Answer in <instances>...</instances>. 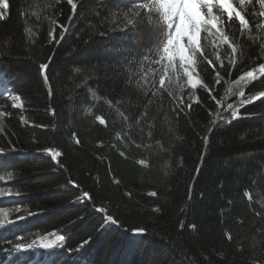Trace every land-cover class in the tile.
Listing matches in <instances>:
<instances>
[{"label": "trees", "instance_id": "trees-1", "mask_svg": "<svg viewBox=\"0 0 264 264\" xmlns=\"http://www.w3.org/2000/svg\"><path fill=\"white\" fill-rule=\"evenodd\" d=\"M73 2L75 13L67 0H7L8 8L0 9L6 13L0 20V77L23 104L14 107L8 100L0 121V187L13 193L0 198V208L20 209L14 223L0 227V262L15 253L12 261L24 260L15 243L48 236L43 244L53 247L41 253L48 264H264V97L243 106L230 97L242 115L212 125L217 111L231 119V110L223 112L231 83L264 65L259 0L245 6L248 30L239 32L236 21L229 31L225 19L229 42L214 46L216 52L213 37L202 30L201 48L213 64L196 56L201 80L193 101L191 89L172 72L168 92L155 96L138 88L136 77L127 83L125 58L134 57L132 71L139 72L145 51L155 47L147 27L135 39L111 31L108 18L126 9L127 0ZM61 25L68 29L63 39ZM53 28L55 40L49 35ZM106 30L109 35H99ZM232 32L238 36L234 55ZM42 63H49L48 85ZM160 67L143 64L150 81ZM243 91V99L264 92V74ZM189 103L191 109L185 107ZM145 111L147 118L137 124ZM48 149L61 155L53 159ZM82 191L93 200L73 203ZM93 204L107 208L123 227L101 229L103 214ZM135 227L147 232L128 259L124 228ZM60 235L64 241L56 239ZM34 254H25L27 264Z\"/></svg>", "mask_w": 264, "mask_h": 264}, {"label": "snow or ice", "instance_id": "snow-or-ice-1", "mask_svg": "<svg viewBox=\"0 0 264 264\" xmlns=\"http://www.w3.org/2000/svg\"><path fill=\"white\" fill-rule=\"evenodd\" d=\"M57 3L60 0H56ZM67 3L71 5L73 13L76 10V3L73 0H67ZM128 7L126 9H121L119 12H112L110 18H108V22L114 27L111 28V31H124L127 32L128 35L124 37V39H135L136 34H138L139 30L143 27H147L150 29L154 35L155 39V47L149 48L145 51V54L142 57V60L139 61L140 71L133 72L131 66H135L137 61L135 58H125L126 63L125 67L128 68L129 75L127 77V83H133V77H136L135 84L138 88H145L152 91V95L155 96L157 93H166L168 92V87L171 83V78L169 77L170 72H174L173 66V57L169 54L170 51L179 44V41L182 38H186V45L179 49L180 56L179 60L182 65H186L184 67V73L188 78V83L192 84V87H196V83L192 80V72L188 71V68H193L196 64V56L199 54L203 60H206L208 64H213L211 59H208L207 56L204 55V51L201 48V44L198 37V34L203 30L208 33L209 37H218L220 42L228 43L229 36L225 33V19L229 22L228 28L231 31V26L236 21L239 24V32H243L249 29V21L245 18L247 8L246 5H252L253 0H238L237 4H233L232 0H142V2H138V0H127ZM260 8L264 9V0H259ZM8 3L7 0H0V9H7ZM214 9L218 14H214ZM260 16H264V11L259 13ZM6 13L0 10V20L5 19ZM71 20V17H69ZM219 25V26H217ZM259 26V25H257ZM63 31L61 32L60 38L63 39L64 33L68 31L66 27L61 25ZM55 29L53 28L49 35L52 40L56 39L54 35ZM109 31H101L99 32L100 36L109 35ZM232 42L230 44L231 53L234 55L237 50V32H232ZM185 48L187 49V54H185ZM243 47H240L241 53H243ZM157 53L158 58L155 60L151 59V56L148 53ZM152 62L160 65L158 72V78L155 77L150 81L148 79L149 72L144 71L143 64L144 62ZM50 63V60H49ZM49 63H42L39 65L43 81L46 85H48V75L46 74V70L49 67ZM230 64L234 63V60L229 61ZM220 67H224L223 64ZM78 72L79 69H76ZM157 70L153 69L152 72L155 74ZM260 72L264 74V65L261 66ZM216 76L219 77V72L216 73ZM246 76L251 79H256L254 73L249 71L246 73ZM166 78H169V85L166 86ZM241 80L244 79V76L240 77ZM202 83V82H201ZM216 83H219V79H217ZM0 84H3L6 87V82L0 81ZM151 85L150 88L148 86ZM205 89H208L207 85H203ZM211 92V89H208ZM231 91V89H229ZM49 94H51V86L49 85ZM170 94V93H169ZM145 95H147V90L145 91ZM239 96L243 98L245 96L244 91L239 92ZM259 96L264 97V92H260ZM10 98L18 103L14 104V107H22V101L20 100L19 95L10 96ZM258 97H251L250 99H242L240 104L241 106L248 104L251 100L256 99ZM175 100V97H173ZM211 99L215 101V103L220 106L221 102L216 100L215 96H212ZM198 102V100H197ZM148 103H151L149 101ZM188 109L192 108V104L189 103L185 105ZM231 110L230 115L231 119H225L222 114L217 111L216 118L212 120V125L215 127L219 121H223L224 123L230 124L232 120L238 119L239 117V108L234 107L232 103H228L225 107V111ZM180 111H184V107L180 108ZM5 116L4 111H0V119ZM148 116L147 111H145L136 121L137 124L140 123V120L146 119ZM127 120L128 117H125ZM100 123L103 124L104 120L101 119ZM209 132L212 131V128L208 129ZM151 135V133H149ZM76 143H79V140H76ZM209 143V138L207 135L203 137L204 147L207 148ZM53 159H56L61 155L58 151H52V149L47 150ZM59 163V161H57ZM201 163H203V157H201ZM63 167V165H61ZM73 187L79 188L80 186L75 183V181H69ZM118 183V181H117ZM12 190L9 188L5 190L4 188H0V197L11 196ZM17 195L19 193H16ZM151 195L155 196L156 193H151ZM251 199V197H249ZM93 196L89 193V191H82L81 195L76 196L75 202H85L92 201ZM92 210L103 214V223L101 225V229H106L110 226L123 227L120 220L114 217L112 214L108 213L107 208L101 206L96 207L94 204L92 205ZM15 211L19 212L20 209L17 207ZM155 211H159V209H155ZM19 219H23V217H18ZM9 223H14V221L8 220L7 212L0 208V227H5ZM183 227V225H181ZM195 227V226H193ZM125 232L129 233V242L131 245H138L141 242V238L145 236L147 230L144 227H135V228H124ZM231 239V236L228 237ZM56 239L58 241H64L65 237L63 235L57 236ZM87 243V241H85ZM83 245H81L82 247ZM41 247L45 249H51L53 247L52 244H43ZM33 248L32 244L25 245L23 243H15L14 250L18 253L27 252ZM35 264H41V261L37 260Z\"/></svg>", "mask_w": 264, "mask_h": 264}, {"label": "rangeland", "instance_id": "rangeland-1", "mask_svg": "<svg viewBox=\"0 0 264 264\" xmlns=\"http://www.w3.org/2000/svg\"><path fill=\"white\" fill-rule=\"evenodd\" d=\"M238 1V0H237ZM234 5H235V2L233 3ZM214 14H218L217 12H216V9H214ZM217 26H219V25H217ZM201 37H202V31L198 34V39H199V41H200V39H201ZM186 43H187V41H186V38H182L180 41H179V44H177L171 51H170V55L173 57V66H174V72H172L173 73V76L175 77V79L179 82V85H181V86H183L184 88H190L191 89V93H190V95L188 96L189 97V100L190 101H193L194 99H195V96H196V92H195V90H194V88L192 87V84L191 83H188V78H187V76L185 75V73H184V67L186 66V65H182L181 64V62H180V60H179V56H180V51H179V49L181 48V47H183L184 45H186ZM211 49H212V47H213V52H216V49H214L215 47L214 46H216V45H218V44H220L221 42H220V40H219V38L218 37H213L212 39H211ZM185 54H187V49L185 48ZM216 57V59H218L219 57H218V55L217 56H215ZM188 71H190V72H192V80H193V82H195L196 83V86L198 85V83H200V80H201V77L198 75V74H196V72H195V70L193 69V68H188ZM253 73H254V76H256V75H259V74H261V72H260V69L259 70H257V73L255 72V71H252ZM244 76V79L243 80H241V79H239L238 81H236V82H234V83H232L231 84V86H230V89H231V91H228V93H227V102H226V105L228 104V103H232L233 105L235 104V101L233 102V101H228V99L230 98V97H232V96H236L235 97V100H237V101H240V100H242L243 98H241L240 96H239V92L242 90L243 91V89H242V87H244V86H246V85H248V83H250L252 80H254V79H251V78H248L247 76H246V74H244L243 75ZM217 79H218V77L215 79V81H217ZM0 81H2L1 79H0ZM3 82H5V81H3ZM10 89H11V87L8 85V84H6V87L3 85V84H0V111H4L3 110V106H5V104H7V102H8V100L10 101V102H13L14 104H16V103H18V102H16V101H14V100H12L11 98H10V96H13L14 94H12L11 92H10ZM211 92H212V89H211ZM255 97H260V96H255ZM257 99V98H256ZM253 100H255V99H253ZM239 108V117L242 115L241 113H240V108H241V106H239L238 107ZM229 111V110H228ZM5 112V111H4ZM224 113L225 112H227V111H223ZM101 119H103V118H101ZM104 120V119H103ZM0 121H1V119H0ZM0 188H4L5 190H7V188L6 187H0ZM7 197H9V196H5V197H0V198H7ZM18 206H15V205H12L10 208H3L6 212H7V217H8V220H10V221H12L13 220V218H12V216H14L16 213H17V211H15V209L17 208ZM46 237H48V236H46ZM46 237H41V238H38L37 240H35V242L32 244L33 245V248L31 249L32 251H35V254L33 255V262L31 263V264H35V262L37 261V260H39V261H41V264H48L47 262H48V259H45L44 261L42 260V256L40 255V251L42 252V254H44V252H45V254L47 253V251H44V248L43 247H41L42 245H43V240L46 238ZM135 246L136 245H131L130 247H129V251H128V253H129V256L127 257L128 259L130 258V256H131V254H132V251L134 250V248H135ZM28 252V251H27ZM27 252H20L19 253V256H22L21 258H23L24 257V260H19V261H12V262H9L8 263V259L6 260V261H4V262H0V264H27V261H26V258H25V256H27V255H25ZM14 256H16L17 255V253H15V254H13ZM14 256H10L9 257V259L10 258H12V257H14Z\"/></svg>", "mask_w": 264, "mask_h": 264}]
</instances>
